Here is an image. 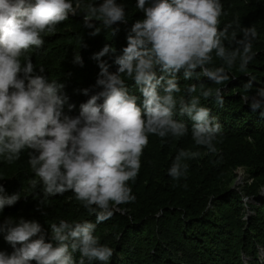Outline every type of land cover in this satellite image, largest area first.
Masks as SVG:
<instances>
[{"label": "clouds", "instance_id": "clouds-1", "mask_svg": "<svg viewBox=\"0 0 264 264\" xmlns=\"http://www.w3.org/2000/svg\"><path fill=\"white\" fill-rule=\"evenodd\" d=\"M136 8L144 17L132 24L127 46L115 56L117 71L110 72L108 63L101 60L115 53L105 45L93 56L100 68L95 87L102 90L80 105L79 115L71 116L64 111V85L35 74L31 59L22 62L21 57L29 49L43 46L42 34L55 32L58 24L77 15L81 0H0V157L11 163L25 149H31L28 163L39 178L31 181L32 186L41 184L44 197L71 191L96 216V223L61 220L51 224L53 242L39 235L42 227L37 221L9 217L0 223V234L13 251H0V264H77L73 255L77 252L78 264L86 260L107 264L114 252L99 243L94 235L96 224L110 219L114 207L135 201L128 182L138 176L149 136L163 139L188 132L184 122L174 119V93L180 91L178 74L183 72L185 80L201 75L223 84L229 79L224 67H209L213 52L228 68L239 59L242 71L254 59V28L241 29L242 38L237 39L235 31L228 34L231 24L223 30L218 27L224 14L221 0H137ZM83 18L88 27L93 26L92 21L102 22L105 28L127 22L125 8L117 0L84 5ZM98 33L96 28L91 35ZM74 62L83 65L78 53ZM125 76L138 86L142 103L129 93ZM253 81L250 77L244 85L246 91L251 90ZM195 90L196 85H190L188 93ZM88 93L89 89L83 90L84 95ZM201 95L223 103L220 88L214 93L204 90ZM101 99L103 102L98 103ZM244 101L264 117V87L254 96H245ZM73 107L69 105V110ZM179 115L193 121L195 144L214 153L213 141L221 125L208 107L201 106L200 97L181 99ZM199 155L180 150L169 175L179 179L188 168L182 160ZM3 192L0 185V213L20 199L19 194L5 196Z\"/></svg>", "mask_w": 264, "mask_h": 264}, {"label": "trees", "instance_id": "trees-1", "mask_svg": "<svg viewBox=\"0 0 264 264\" xmlns=\"http://www.w3.org/2000/svg\"><path fill=\"white\" fill-rule=\"evenodd\" d=\"M99 2L81 0L82 9L77 15H70L58 24L55 32L42 34L43 46L31 48L21 57L22 62L31 59L35 74L64 85L62 94L67 97L64 111L71 116L79 115L80 105L102 90L95 87L100 68L94 54L105 45L114 48L115 53L110 52L101 60L115 73L118 68L115 56L127 46L132 24L144 17L136 8L137 0H117L125 8L126 23L105 28L102 22L92 21L93 26L88 27L83 6ZM221 4L224 14L218 27L223 30L231 24L229 36L235 31L240 39L241 29H255L254 59L242 71L239 59L228 68L213 52L209 67H224L229 79L223 84H215L201 75L185 80L183 72L178 74L180 91L174 93L177 100L174 119L184 122L188 132L182 137L168 135L163 139L149 136L138 176L128 182L135 201L121 204L118 209L114 207L110 219L96 224L94 235L99 243L114 252L107 264H264L261 256L264 254V117L259 111L253 112L244 101L245 96H254L258 88L264 87V0H221ZM96 28L99 33L91 35ZM113 29L117 30L114 34ZM224 44L231 49L228 40ZM77 53L83 60L82 66L74 62ZM250 77L254 78L252 88L246 91L244 85ZM124 79L129 93L139 97L138 103H142L138 86L126 76ZM193 84L196 90L189 94L188 88ZM217 88L222 90V104L201 95L204 90L214 93ZM84 89H89L88 95L83 94ZM192 96L200 97L201 106L208 107L221 125L213 141L214 153L195 144L191 134L193 121L179 115L181 99L188 101ZM102 102V99L98 101ZM69 105L74 107L69 110ZM182 149L200 155L182 160L188 165L187 172L173 179L168 170ZM31 152L25 149L11 163L0 157L3 195H20L15 205L6 206L0 213V223L9 217L15 221L35 220L41 225L39 235L46 242H53L50 228L53 223L61 220L96 223V216L71 191L44 197L41 184L32 186L31 181L39 178L28 163ZM240 168L243 183L234 186ZM0 251L8 254L13 251L3 234H0ZM73 255L78 264L80 254ZM85 264L101 262L86 260Z\"/></svg>", "mask_w": 264, "mask_h": 264}, {"label": "rangeland", "instance_id": "rangeland-1", "mask_svg": "<svg viewBox=\"0 0 264 264\" xmlns=\"http://www.w3.org/2000/svg\"><path fill=\"white\" fill-rule=\"evenodd\" d=\"M242 171H243V169H242ZM241 177V178H240ZM243 179H244V177H243V174L241 175V176H239V178H238V180H239V183L238 184H241L242 182H243Z\"/></svg>", "mask_w": 264, "mask_h": 264}, {"label": "water", "instance_id": "water-1", "mask_svg": "<svg viewBox=\"0 0 264 264\" xmlns=\"http://www.w3.org/2000/svg\"><path fill=\"white\" fill-rule=\"evenodd\" d=\"M238 183H239V180H237L236 182H235V185L234 186H237L238 185ZM246 200H247V198H246ZM249 214L250 213H248V215L246 216V217H248L249 216ZM264 255V254H263Z\"/></svg>", "mask_w": 264, "mask_h": 264}]
</instances>
